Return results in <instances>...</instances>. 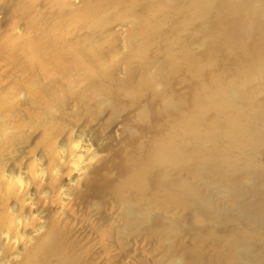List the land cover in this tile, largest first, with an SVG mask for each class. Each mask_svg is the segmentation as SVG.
<instances>
[{"label":"rangeland","instance_id":"rangeland-1","mask_svg":"<svg viewBox=\"0 0 264 264\" xmlns=\"http://www.w3.org/2000/svg\"><path fill=\"white\" fill-rule=\"evenodd\" d=\"M93 1L98 3L104 2L105 5L108 4V8L113 4L115 5L116 2H120V8L117 7L112 9L109 13H106L103 18L101 17L99 20H95L94 28L96 29L99 38L98 40L93 39L94 42H92V39H87L89 41L86 42L85 39V41H82L81 39H76L75 36L72 38L73 35L70 38H64L58 34L54 35L55 38L52 39V42L58 47L61 46L60 44L74 45L80 43L83 45L85 50L82 53L87 58V61L85 59L82 61V57L80 60H77L72 53H63L65 59L64 62L60 64L59 68L52 65L53 58L49 56L48 53L46 55H41V53L34 55L30 49L27 50L29 38L27 35H24V33L29 32L32 24L29 23L28 26L20 32L21 34L19 32V34L14 32L17 36L11 35V33L13 34L11 31L14 30L13 28L15 26L13 25L16 18L14 19L15 15L9 13L8 6L4 7V29L0 32V245L2 244L0 246V264L6 263L3 261L4 256L11 254L10 252L12 249L10 247L15 246L12 241H4L1 231L5 227H9L8 229L11 227L12 230H16L19 227L21 228L17 212L19 209L22 212L25 210L28 212V209H26L28 207L31 208V211L27 213L24 221L27 220L26 222L30 225H35V223L36 225H39L37 231L31 235V240L27 235V229H24V232L20 234V237L25 239V246L21 249L22 251L18 253L19 255H17L18 262L15 260L14 264L33 263L34 259H36L35 257H37L36 255L41 251L40 249L44 248L42 245H48L59 231L70 232L69 238L68 235L67 238L72 239L70 240L72 242L78 243L81 250L85 249L86 246L90 247H86L87 250H83L85 260L89 261L90 264H156L157 259L161 257V255H159L160 250H158L159 252L155 250L154 247H158L155 246L154 238H147V235H145L147 234V231H149L148 229L139 227L138 229L135 228V233V230L132 232L128 230L131 232L129 233L124 228L123 231L126 232H121L123 234H120L122 236L128 234L125 236L126 239L123 238L124 236L121 237L120 234L118 236L123 239L119 238L117 236L119 233L118 229H114L117 226L120 227V225H123L125 220L120 211L117 209L118 212H116L115 210L116 200L113 193L114 187H116V189L125 188L130 179L129 175H135L140 168V166L137 163L136 165L133 160L134 155L142 153V148L138 146V140H140V137L138 138L137 136L138 133L139 136H142L143 133L145 139L148 138V141L155 139L154 137L156 134H153L154 137L151 134L153 131V133H156L155 130L157 128L155 127V124H157V122L160 123L162 119H164L170 106H172L169 98H164L163 91H167L171 97L179 96L180 98L178 97V100L181 98L182 100H186L192 96L199 98L200 95L202 96V91L195 86L197 85L199 87V85L203 86L204 83L207 84L209 82L207 77L211 76L210 74L212 72H215V68V70H222H220V73L218 74L222 76V79L225 80L226 78V81H231L230 79L233 80L235 74H237V70L235 69L240 68H235L238 60L235 61L236 57L235 59L233 58L237 52L239 54L236 56L239 57V60L241 58L240 56L243 55V61L240 62L239 65L243 63L246 68H248L247 63H250L247 62L250 61L248 55L250 57L252 56L251 54H253V57L255 55L258 56L259 53H256V51H260V54L261 52L264 53V42L260 43L261 40H259V38L262 39L264 36V28L262 29L258 27V29L256 26L250 28L245 23L242 15L238 16L239 18H237V21V15L231 14V17L230 14H224L225 12L222 13L224 15L220 14L221 12L218 14L220 0H218L219 3H217L216 0H213V3L210 4L211 8L208 7V10H210L209 14H203L200 7L199 9L192 7L188 8L189 6L186 5V3H189V1L180 0V2L186 1L184 4H177L183 5H180L182 8L176 9L179 8L176 7V11H173L174 13L169 9V11L159 9L157 10L158 15L155 17L151 12L150 7L148 8V6H145V3L140 7V1L144 2V0H88V3H84L82 7L89 8ZM200 6L202 7L203 5L200 4ZM196 9H198L199 12L195 15L194 10L197 12ZM28 11L27 15L28 13H31L29 9ZM170 12H172L173 15ZM229 13H231V11H229ZM33 14H36V12ZM160 14L164 21L161 20L162 18L159 19L160 21L158 20L157 17H160ZM130 15H138L139 18H142L140 19L143 21L141 22L142 24L138 23L134 27L132 22L123 20L126 16L128 17ZM198 15H200L201 18H199ZM202 15L209 16L202 18ZM220 15L223 19H219ZM170 16L173 18H170ZM30 17L31 16H26V19H29ZM168 17L171 20H169ZM232 18L235 20L233 21ZM67 19L73 21L72 13ZM224 19L227 20L225 21ZM229 19L230 22L228 21ZM220 20L222 24H220ZM222 20L225 21V23L229 22L230 24L231 21H233L232 24L234 27H231L232 25L229 26L230 24L228 23L225 24ZM260 20L264 23L263 18ZM66 21L68 22V20ZM64 22L61 26L66 24V22ZM238 22L240 23V26ZM115 24L117 25V28ZM139 24L140 26H143L140 28ZM61 26H58V28ZM235 26H237V28ZM145 27H148L149 29H147L148 34H154L158 37V41L156 40L158 43L154 40L156 46H154L155 43L153 45L152 41V37L156 39L155 36L151 35V38H149L151 40L148 41V35H141V30L142 28L145 29ZM132 28H135V30L138 29L137 31L140 32L138 33L140 34L139 37L134 41H130L128 36ZM235 28L241 35L238 33L236 34L239 36L245 35V39L235 37L237 35L234 34L237 31H232V29ZM249 29L251 30L250 32L253 33V35H250L252 36L253 41L256 34V36L259 37L257 38L255 36L256 38L254 42L252 41V38H249ZM84 32L88 33V31L85 30ZM227 34L231 37L229 38ZM82 35L83 33H81L80 36ZM194 38L196 42L191 41L194 40ZM246 38L248 39L247 42ZM141 40H144V43H147V46L151 48V50L148 49L149 52L146 50L147 53L146 57L143 56L144 59L140 56V49H138L137 52V48H142L141 46L144 45L143 41L140 42ZM73 41L77 42L74 43ZM9 42L12 43L9 44ZM148 42H152L150 43L152 45H149ZM184 42H190V45L185 44ZM251 42H253V44L255 43V47L257 46V48H255L256 51ZM96 44L98 46H96ZM183 44L187 45V47ZM237 44L241 45V48L238 45L240 50H235V53L233 49ZM243 44H245L244 51H242ZM163 45L164 47H168L167 49H170L171 53L173 51L172 54L177 53L176 55L179 56L177 59L180 58L181 54L182 56L185 53L187 56L190 54L193 57L192 60L189 55L192 63L191 61L186 60L189 57H186V61H183V63L187 62L184 65L182 61L180 64L177 59H175V61H177V63H175L172 58L170 63L172 62L174 65H170V70H168L169 68L166 65L163 72H171V68L173 70L175 67L173 74H170V72L167 73L169 77L165 73L162 74L163 80L166 77L164 80L165 82L162 81V84H160V81H158L159 83H157V85H152L149 88L147 87L149 90L144 88L146 91L144 92L143 90L141 91L142 93L139 89H136L135 91L133 90L134 92H116L115 98L110 100H105V98L102 97L101 94H98V92L92 93L90 98L86 95H81V92L88 91V88L90 91H95L96 88L106 86L105 91L109 90L108 85H106L109 84L107 82L109 77H113L118 82L121 81V85H126L124 84L126 81V83L130 85L129 81L134 82L135 79H140L136 76V73H132L135 72V70H137V74L140 71L143 79L142 65L144 63L152 61L153 57L155 60L162 59L163 62L165 59H169V56L166 57V54H170L164 51L166 49H163ZM181 45L186 48L189 47V50L187 49L188 51L186 52L185 47L181 49ZM192 45H194L193 48L191 47ZM233 45L234 47H232ZM251 47L256 54H254L253 50L251 52ZM132 48H135V50ZM183 50H185V53ZM27 51L31 52L27 53ZM179 51H182L183 53H179ZM176 55H173V57L176 58ZM262 55L264 57V54ZM262 55L260 56L262 57ZM43 56H45L47 60H45ZM208 56L209 58H213V63L211 59V63H209ZM246 57L247 59H245ZM44 60L48 65L43 63ZM194 60L195 62L193 63ZM75 61H78V64H75ZM221 61L225 62V64L221 65ZM230 61L233 64L236 62V64H234L235 66L233 65L235 69H232V66H230ZM227 62L229 63L227 64ZM196 63L199 64L198 66L201 67V70L198 69V66L195 69L191 68L194 64L197 65ZM212 64L215 65V68H213L214 66L212 67ZM227 65L230 66L229 71L232 73L228 71ZM216 66H219L220 68ZM221 66L224 67L221 68ZM224 68L225 70L223 71ZM127 70L134 71L129 72V74L131 73L129 75ZM188 70H192V72ZM193 70L199 71L194 72ZM232 70H234V72ZM187 72H194L195 74L200 72L201 74L199 73L200 76L199 74H196V76L194 73L188 75ZM191 75H195V77L192 78ZM142 79H140V81ZM160 79H162V77ZM258 81L259 80H253V83L251 82V84H247V86L249 85V90L251 87L255 89L250 91H255L256 94L260 91L262 94L259 93L260 96L258 97H261V95H264V91L259 89L261 81ZM257 82L259 84H256ZM95 83L96 85H99L96 86ZM100 83H103L104 85H100ZM166 83L167 87L165 88ZM234 83L232 82V85ZM132 84L134 83H131V85ZM235 84L237 86L236 88H238L239 83L236 82ZM134 86H136V83ZM131 88H133V85ZM247 89L244 88L243 90L248 92L249 90ZM103 90L104 89H98L99 92L105 95L107 91L105 92ZM242 93L243 92H241V94ZM255 93L249 92L247 95H253L251 97L255 99L257 96H255ZM19 95H22L23 102L21 101L17 108L15 106ZM136 96L137 98H135ZM261 98H263V96ZM262 100L264 102V98L261 99V101ZM175 113L177 112L174 110L171 111V114ZM210 113L208 114L210 115ZM212 113L210 115L211 117L213 115ZM155 118L158 120H155ZM75 124L78 125V128ZM149 130H152V132L150 133ZM78 131L81 133L79 134ZM78 135L82 136L83 141H88L90 145L95 148V151H97L96 154L98 155H96L97 158L95 160L87 163L86 170L78 177L79 179L77 181L67 183V175L69 173L72 175L75 174L74 167L70 165V161L68 162L67 159V162L63 163V166H60L63 173L54 172V164L59 158L62 159L63 157L60 151H58L57 146L62 144L64 149L68 151L69 147L75 145ZM161 135L163 134L161 133ZM134 138H137L138 140H134ZM131 140L137 141L136 146L135 142ZM140 141H142V139ZM143 141L142 143H144ZM130 142L134 143V147ZM144 144L145 147H147L146 145H150L147 141ZM129 145H132V148H129ZM39 157H41V160L44 162L43 166H45L44 169L47 173L45 179L39 176L36 172L39 163H37V160H39ZM156 164L157 166L153 165L156 174L152 172L145 178L148 185L144 191L147 189V195L150 197L148 200L150 201L144 200L145 202L141 203L142 206H146L148 203L155 206L154 203L157 199L162 200L166 197V194H168L167 187L165 186L166 179L168 178L166 175L169 174V176H171L173 172H176L178 167L176 166L178 164L173 163V168L176 170L172 171L170 170L172 164H170L169 168L165 167L164 164L161 165V163ZM115 166H117L118 169ZM19 169H22L25 176V182L28 185V190L25 189L21 180L16 179L15 181L14 176L18 177L16 173ZM116 171L119 172L116 174ZM166 172L169 173L167 174ZM172 177H177L176 179L178 180L180 179V176L177 174H174V176L172 175ZM111 185H113V187ZM149 186L151 188H149ZM108 187H112L113 189H109ZM98 191H100V193ZM103 194L106 196L112 195L111 197L109 196L110 201L108 199L109 197L107 198L108 203H106L107 199ZM28 195L31 196L32 200V196L35 198L32 204L27 201ZM99 195L100 197L102 196L105 201H103V198H100ZM112 197L114 199H112ZM128 198H135V194H131ZM180 199H183V194H181ZM99 201H102L100 202L102 203L100 207L98 206V204L100 205ZM189 210L190 205H186V207L181 210H175L173 214H169L168 212H165V214L168 215V219L173 218L170 220H177V216H184L187 214L186 211L188 212ZM153 213L159 214L157 210ZM99 214H102V217ZM114 214H116L118 218H123L121 223L119 221L120 219L116 218ZM112 217L116 219H112ZM157 217L159 219L160 216ZM38 218L41 220H39L40 223H37ZM104 220L106 221L105 224ZM108 220L110 222L106 225ZM117 220L119 223H117ZM111 221L112 223L115 221V223L111 224ZM26 222L25 224H27ZM196 222L197 220H195L194 217H189L184 223V227L186 230H189L191 227L196 231V228L200 227ZM167 224L168 223H166V225ZM105 226L108 228H104ZM111 228L118 231L116 235L114 234L116 231ZM112 232L113 236L110 235ZM142 232H145V234ZM139 233H142L143 235H139ZM190 235L188 236L177 233V239L181 240L184 237L183 241L186 244L191 238H193V236ZM150 240L153 241L150 242ZM153 242L154 244L152 245ZM85 251L86 253L88 252L87 254L89 255H87ZM31 254L36 255L33 258L31 257L33 256ZM14 257L15 256L12 258ZM52 258L54 259H50L47 262H50L51 264L59 263L58 257L55 258L54 256ZM30 260H32V262H30ZM47 262H43V264H47Z\"/></svg>","mask_w":264,"mask_h":264},{"label":"bare ground","instance_id":"bare-ground-1","mask_svg":"<svg viewBox=\"0 0 264 264\" xmlns=\"http://www.w3.org/2000/svg\"><path fill=\"white\" fill-rule=\"evenodd\" d=\"M188 1L189 3H186V5L189 6V7L187 6L188 8L192 7L199 9L200 7L203 14L210 13L208 7L211 8L210 4L213 3V0H188ZM220 1L221 4L218 2V0H216V2L219 3V6L221 5L220 8L218 6V11H219L217 12L218 14L220 12H221L220 14L225 12L224 14H228V15L230 14L231 17H232L231 14H234L237 15L236 20L237 18H239L238 17L239 15H242V17H244L245 23L250 28H254L255 26L257 28L258 27L262 29L264 28V23H262L260 20L262 18L264 19V0H220ZM184 2L182 1L180 2V0H144V2L140 1L141 3L140 7H142V5H144L145 3V6H148V8L150 7L151 12L155 17L158 15L157 10L169 9L170 11L173 12L174 10L176 11V9L182 8L180 7L181 4L177 5L178 3L184 4ZM84 3H88V0H0V32L1 30L4 29L3 28L4 27L3 18L5 17L4 7L8 6L9 13L15 15L14 19L16 18L15 20L13 19L14 20L13 26L15 27L13 28L14 30L11 31L13 32V34L11 33V35L17 36V34L15 35L14 32L20 33L22 30H24L25 27L28 26L29 23L32 24L29 32H27L28 34L25 32L26 34L24 33V35H27L29 38V42L27 41L28 42L27 50L30 49L34 55L38 53H41V55H46L48 53V55L53 58L52 65L57 66V68H59L60 64L64 62L65 58L63 53L65 54L72 53L73 55H75V58L77 60H80V58L82 57L83 58L82 61H84V59L87 61V58L82 53L85 50L83 45H81L80 43H76L77 41L76 42L73 41L76 44L74 45L60 44L61 46L58 47L57 45L54 44V42H52V39L55 38L54 35L58 34L60 36H63L64 38H70L73 35L72 38L75 36L76 39L79 40L81 39L82 41L85 39L86 42L92 39V42H94L95 39L98 40L99 38V36H97V31L94 28L95 20L97 19L99 20L101 17L103 18V16L106 13H109L110 10L119 7L120 2H116L115 5L113 4L112 6L110 5L111 7L109 8H108V4L105 5L104 2L98 3L96 1H93L89 8H83L82 6L84 5ZM200 4L203 6L201 7ZM28 9L31 11V13L30 14L28 13L27 15ZM198 9H196L197 12L194 10L195 15L198 14L199 12ZM229 11H231V13H229ZM34 12H36V14H33ZM172 12L170 13L173 15L174 12L173 13ZM71 13H72L73 21L67 19L69 18V15ZM26 16H31L29 19L32 22L29 19H26ZM198 16L199 18H201L200 15ZM205 16L202 15V18H205ZM157 18L159 20L160 18H162V15L160 14V17ZM170 18L173 17L170 16ZM220 18L223 19L221 15L219 19ZM140 19L142 18H139L138 15L137 16L130 15L128 17L126 16L123 20L132 22L135 27L136 24L138 23L142 24L141 22L143 21H141ZM66 20H68V22ZM161 20L164 21L163 18ZM224 20L226 21L227 19ZM234 20L235 19H233V21ZM64 21L66 22V24H64V26H61L63 25ZM225 21L223 22L225 23ZM228 21L230 22V19ZM233 21H231V24L229 22H226L225 24L228 23L230 24L229 26L232 25L231 27H234L232 24ZM220 24H222V22ZM58 26L61 27L58 28ZM235 27L237 28V26ZM236 28L232 29V31L235 32ZM147 29L148 27H145V29L142 28L141 35H148V41H150L151 39L149 38H151V35L153 36L155 35L148 34L149 29L148 30ZM84 30L88 31V33L84 32ZM137 30H135V28H132L131 31L129 32L128 36L130 41H134L135 39H137V37H139L140 34L138 33L140 32H138ZM250 31L251 30L249 29V38H252V36L250 35H253V33ZM81 33H83L82 36H80ZM236 33L241 35L239 31L235 32L234 35H237ZM239 35L235 37L237 38L241 37L245 39L244 38L245 35L244 36H239ZM227 36L229 37L228 34ZM255 36H254V41L256 37L259 38L258 36L256 37ZM152 38H153L152 40L153 45L155 42L158 43L157 42L158 37H156V39H154V37ZM247 40L248 39L246 38V42ZM259 40H261L260 43L264 42V36L262 37V39L259 38ZM142 41L143 43L145 42L144 40H141L140 42ZM191 41L196 42L195 38L194 40ZM190 42L188 43L184 42V43L189 44ZM253 42L251 43L254 46L255 43L253 44ZM11 43L9 42V44ZM150 43L149 45H152ZM156 43L154 46H156ZM147 45H148L147 43H144V45L141 46L142 48H137V52L138 49H140L139 52L141 57L143 56L146 57V53L149 52L148 49L151 50V48H149ZM183 45H181L182 47L180 46L181 49L184 48L185 46L187 47V45L185 46ZM194 45H192L191 47L193 48ZM238 45L239 44H237V46H235V48L233 49L235 53H236L235 50L238 51L240 50L239 47L241 48V45H239V47ZM244 45L245 44H243L242 51H244ZM96 46L98 45L96 44ZM162 47L163 49L164 48L166 49L164 50L166 51V53L170 54L168 55L165 53L167 55L166 57L169 56L168 57L169 59H165L164 62L162 59H161L162 61L155 60L154 57L152 61H149L147 59L149 62L148 63L146 62L142 65L143 79L141 77L142 74H140V71L138 73L139 74L138 76L136 72L137 70H135V72H132L134 70L132 71L131 70L128 71L129 69L127 70L128 74L129 72H132L133 74L136 73V76L142 79L141 80L142 82L140 81V79L136 77L137 79H135L134 82L129 81L130 85L126 83L127 81L124 83L126 85H121L122 84L121 81L118 82L113 77H109L107 80L109 84H106L108 85L109 88V90H106L107 92L105 91L106 86H103L104 88L103 87L101 88L99 86L100 88H96L95 91H90L88 88L87 89L88 91L86 92L82 91L81 95L82 96L86 95L87 97L90 98L92 93L98 92V94H101V96L104 97L105 100H110L115 98L116 92H127V91L132 92L133 90L135 91L136 89L137 90L139 89L141 92L144 90V88L146 89L147 87L149 88L152 85H157V83H159L158 81H160V84H162V81L165 82L164 80L166 79L165 77V79L163 80L162 74L164 73L167 74L170 72V71L167 73L163 72L164 68L166 67V65L168 68L173 66L174 63L172 62L170 63V60L173 58L175 61V59L179 57L178 55H176L177 53L172 54L173 51L171 50L172 51L171 53L170 49L169 50L167 49L168 47H164V45ZM186 47L185 50L187 52L189 50L188 49L189 47L188 48ZM232 47H234V45ZM253 48L255 49L257 48V46L256 47L254 46ZM133 50H135V48ZM185 50H183L184 53ZM252 50L253 49L251 47V52ZM31 51H27V53ZM255 51L254 54L259 53L258 56L255 55L253 57V54H251L252 55L251 58L248 55V57L250 58V59L248 58L250 61L246 60L247 62H250V63L246 62L248 68H246L245 64L243 65V63L239 65L240 62L243 61L242 58L243 55L240 56L241 57L240 58L241 61H240L239 57L236 56L239 54L238 52L235 54V56H233V58L235 59L236 57L235 61L238 60L237 66L235 68L238 67L240 68L235 69L234 64H236V62L233 64L230 61V66H232V69L234 68L235 70H237L236 71L237 74H235L233 80L232 79L230 80L233 83L234 81L235 83L238 82L239 89L236 88L237 86L235 83L233 84L235 86H233L231 81H226V78L224 80L221 78L222 76L218 75L221 69L220 70L217 69L218 71L215 70L216 64L214 63L215 65L212 64V67L214 66L213 68H215L214 69L215 72L214 73L212 72L213 74L211 73L210 74L211 76L207 77L209 79L208 80L209 82L207 84L204 83L203 86L200 85L199 87L197 85L195 86L196 88L201 89L202 91L201 92L202 96L200 95L199 98L197 97L195 98L192 96L186 100L184 99L182 100V98L178 100L177 98L179 96L171 97L169 96L170 94L167 91H166L167 93L164 91L162 92L164 98L167 97L169 98V100L171 101L170 104L172 106H170L171 110L169 108L167 115L164 117V119H162L161 121L162 123L161 122L158 123L156 121L157 124H155L154 122V124L156 125L155 127L157 128L156 129L153 126L156 129L155 130L156 133H153L154 131L152 132V130L151 131L149 130L150 133L152 132L151 133L152 135L156 134L155 137L153 135L155 139L152 141L150 140L148 141V138H146L147 139L146 140L143 133L142 136H139V133L137 135L138 138L140 137L139 138L140 140L142 139L143 141L145 139L148 142V144L150 143L149 146L146 145L148 148L145 147L144 144L146 142L145 140L143 141L144 143H142V141L138 140L137 138L136 139L134 138V140H138L139 143L138 146L142 148L141 149L142 153L138 155L136 154L134 155V157L132 156L134 163L135 164L137 163L140 166V168L139 169L137 168L138 171L136 172L135 175L133 176L129 175L130 179L128 180V184L126 185L125 188L116 189V187H114L113 193H114V198L116 200V201L114 200L116 203V205L114 203L116 207L115 210L116 212L120 211V213L124 216L123 218L126 221L124 220L123 225H120V227L117 226L114 228V229L116 228L118 229L119 231L118 234H117L118 232L117 230L112 229L113 228L112 226H115L117 224L112 225L111 229L116 231L114 234L115 235L117 234V236L121 232L123 233L126 232L123 231L124 228L127 230V232L129 231L132 232L133 230H135V228L138 229L139 227L143 229H148L149 231H147V234H145V232L142 233L147 235V238L148 237L154 238L155 246L158 247V248L156 247L154 248L156 251L160 250L159 255H161V257L159 258L158 256L159 259H157L156 264H264V102L263 100L261 101V99L264 98V95H261V97L263 96V98L258 97L260 96L259 95L260 91L258 92V94H256L255 91L252 92L255 89L251 87L250 90L252 91H250L249 90L250 87L248 88L249 85L247 86V84H251V82L253 83V80H259L261 81L260 83L261 85L259 89L261 91L262 90L264 91V82H263L264 57L262 55L264 53L261 52L260 54V51L258 52L256 51L255 53ZM179 53H183V52L179 51ZM173 55H176V58H174ZM184 55H186V53L183 54V56L181 54L180 58L177 59L179 60L178 62L180 64L181 61L182 63L183 61L186 60L191 61L189 57L190 54H188V56L187 55L184 56ZM260 55H262L263 58ZM186 57L189 58L186 59ZM43 58H45V56H43ZM191 58L193 60L192 56ZM210 59L212 60L213 58L212 57L209 58V61ZM245 59H247V57ZM45 60L47 59L45 58ZM45 60L43 63L45 65H48L45 62ZM194 62L195 60L193 61V63ZM213 62L214 61L212 60V63ZM175 63H177V61H175ZM186 63L184 62L183 65ZM209 63H211V61ZM220 63L221 65L225 64V62L223 61H221ZM228 63L229 62H227V64ZM75 64H78V61H75ZM196 64L197 65L194 64L195 66L193 65L194 67L192 66L191 68L195 69L199 65L198 63ZM230 66L227 65L228 71ZM222 67L224 66H221V68ZM174 68L173 70L171 68L170 74H173L175 70ZM225 68L223 69V71L225 70ZM198 69L201 70V67H199ZM168 70H170V68ZM199 70L197 71L193 70V71L198 72ZM188 71L192 72V70H188ZM232 71L234 72V70ZM190 73L187 72L188 75ZM199 73L196 74L198 75ZM195 75L194 76L191 75L192 78L195 77ZM161 77L162 79H160ZM139 82L141 83L137 85ZM258 82L256 84H259ZM131 83H134L132 84L133 88H131L132 86ZM135 83L136 86H134ZM102 84L100 83V85ZM166 87H167V83L165 85V88ZM148 88L147 90H149ZM244 88L246 89L248 88L247 90L249 91L248 92L246 91L247 92L246 93L243 90ZM98 89H104L103 91H105L107 94L104 92L105 93L104 95L103 93L99 92L100 90L98 91ZM145 91L146 90H144V92ZM241 92L243 93L241 94ZM249 92L255 93V96L257 95L255 99H257V97L258 99L255 100L253 97H251L253 95L250 96L247 95ZM138 94L140 95L139 92ZM21 96L22 95L18 96L15 107L20 105L21 101L23 100V97ZM137 96L135 98H137ZM173 110L177 113L171 114V111ZM210 112L211 113L214 112L212 113L213 114L212 117L210 116L211 115ZM208 113H210V115ZM155 120L158 119L155 118ZM75 125L78 128V125L77 124ZM78 133L80 134L81 132L78 131ZM161 133L163 135H161ZM76 139L77 141L75 142V145L73 147H69L68 151L64 149L62 144L57 146L58 151H60L63 157L62 159L59 158L58 161L54 164L53 166L54 172L63 173L60 166H63L62 164L67 162V159L68 162L70 161V165L74 167L75 174L72 175L69 173L67 175L66 178L67 183L77 181L79 179L78 177L82 175V173L86 170L87 163H90L91 161L95 160L97 158L96 155H98L96 154L97 151H95V148L91 146L88 141L82 140L83 139L82 136L78 135ZM134 142L136 146L137 141ZM131 143L132 142H130V144ZM132 145L134 147V143H132ZM132 145L131 146L129 145V148H132ZM37 163L38 165L36 168V172L39 176L45 179L47 177V173L45 172L44 169L45 166H43L44 162L41 160V157H39ZM156 163L159 164L161 163V165L164 164L165 167L167 168H169L170 164H172L170 167V170L172 171L176 170L175 168H173L174 166L173 163L178 164L176 165L178 167L176 172L175 173L173 172L171 176H169L168 174L170 172L169 170H167L169 171L168 173L166 172L168 174L166 175L168 178L166 179V183H165V186L167 187L168 190V194H166V197L164 199L161 198L162 200L157 199L156 202L154 203L155 206L149 203L146 206H142L141 203L145 202L144 200H148V198H150L149 195H147V189L146 191H144V189L147 188L148 185L145 178L149 176L152 172L156 174V171L154 170V166L155 165L157 166ZM115 167L117 168V166ZM118 172L116 171V174ZM174 174L180 176V179L179 180L176 179L177 177L173 178L172 175L174 176ZM16 175L18 177L14 176L15 181L16 179L21 180L25 186V189L28 190L27 188L28 185L25 182V176L22 172V169H19ZM111 186L113 187V185ZM112 187L110 188L113 189ZM149 188L151 187L149 186ZM98 192L100 193V191ZM133 193L135 194V198H128ZM181 194H183L182 200L180 199ZM29 195H33V194H29ZM29 195L27 196V201L30 202V204H32L35 198L34 196H32L33 197L32 200L31 196ZM104 195L105 194H103V196ZM109 196L111 197L112 195H108V196L105 195L106 199ZM110 197L108 198L109 201H110ZM114 198L112 197V199ZM108 199L106 200V203H108L107 202ZM103 201H105L104 198ZM100 202L102 201H99V203ZM101 205L102 203H100V205L98 204L99 207ZM186 205H190V210L188 212L186 211L187 213L186 215L177 216L176 217L177 220L175 219L170 220L173 219L170 217H169L170 219L167 218L168 215L165 214V212H168L169 214L170 213L173 214L175 210H181L182 208H185ZM26 209H28L27 210L28 212L31 211L30 207ZM156 210L159 212V214L153 213ZM28 212H26V210L22 212L20 211V209L17 212V217L20 220L21 228L19 227L16 230H12L11 227L10 229H8L9 227H5L1 231L4 237V241L7 242L12 241L13 244L15 245L13 247H10L12 249V251L10 252L11 254L4 256L3 261L6 262L5 264H14L15 260L17 261L18 259L17 255H19L18 253L22 251L21 249L25 246V239L20 237V234L24 232V229H27L28 231L27 235L29 236L30 240L32 239L31 235L35 233L38 229L39 224L36 225L35 223V225L34 224L30 225L26 222L27 220L24 221ZM99 215H101L102 217V214ZM114 216H116V214H114ZM157 216H160L159 219ZM189 217L190 218L194 217L195 220H197L196 223L200 227L196 226L197 227V228L195 227L196 231L193 230V228L191 227L189 230H186V228L184 227L185 226L184 223L187 221ZM116 218L118 217L116 216ZM116 218L112 217V219H116ZM121 218H118L120 219L119 220L120 223L123 220V218L122 219ZM39 220L40 219L38 218L37 223H40ZM25 222L28 225L25 224ZM105 222L106 221L104 220V224ZM108 222L110 221L108 220L106 225H108ZM113 223H115V221ZM113 223L111 221V224ZM117 223H119L118 220ZM166 223H168L169 225L168 224L166 225ZM106 227L107 226H105L104 228ZM135 232L136 230L134 231V233ZM69 233L70 232L68 231L66 232L59 231L53 240L50 239L51 241L49 242L48 245L46 243H45L46 245H42V247L44 246V248L40 249L41 251H39L38 255L35 254L37 256L35 257L36 259H34L33 263H29V264H36V262L37 264L39 263L43 264V262L46 263L50 259H54L52 258L54 256L55 258L58 257L59 259V263L57 264H90L89 261L85 260V256L83 255V250H85L87 246L85 247V249L81 250L78 246V243L70 241L72 239H68ZM142 233H139V235ZM177 233L188 236L192 234L190 236H193V238L190 237L192 239V240L190 239L189 241L190 243L188 242L185 244L183 241L184 237L181 240L177 239L178 238ZM110 235L113 236V232ZM123 236L121 235V237ZM125 236L123 237L124 239H126ZM118 237L121 238L120 236ZM152 241L153 240H150V242ZM153 244L154 242L152 243V245ZM35 255L31 257L34 258ZM13 256L15 257L12 258ZM30 262H32V260H30ZM49 263L50 262H47V264Z\"/></svg>","mask_w":264,"mask_h":264}]
</instances>
